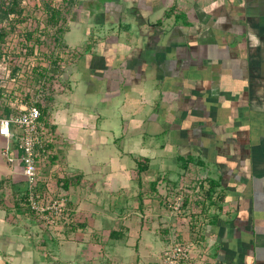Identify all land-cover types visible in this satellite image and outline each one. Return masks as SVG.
Returning <instances> with one entry per match:
<instances>
[{
	"label": "crops",
	"instance_id": "0c3cea01",
	"mask_svg": "<svg viewBox=\"0 0 264 264\" xmlns=\"http://www.w3.org/2000/svg\"><path fill=\"white\" fill-rule=\"evenodd\" d=\"M106 6L104 22L116 23L75 47L85 46L79 70L90 91L102 94L105 113L97 117L78 103L70 120L72 154L105 168H77L85 197L71 199L75 219L85 210V232L72 231L69 257L43 235L45 250L35 260L32 245L7 233L1 225L9 218L0 217V257L16 264H152L140 243L148 254L162 243L161 261L172 242L191 240L203 264H264V0ZM127 154L141 157V168L127 167ZM0 170V180L22 174L7 163ZM18 183L26 185L12 187ZM108 186L118 194L129 188L132 201L123 195L106 211L97 194ZM180 189L187 202L174 215L170 202Z\"/></svg>",
	"mask_w": 264,
	"mask_h": 264
},
{
	"label": "rangeland",
	"instance_id": "374dc122",
	"mask_svg": "<svg viewBox=\"0 0 264 264\" xmlns=\"http://www.w3.org/2000/svg\"><path fill=\"white\" fill-rule=\"evenodd\" d=\"M108 1L20 0L23 13L20 16L12 14L8 20L0 24V32L3 30L8 32L5 39L0 42V54L2 55L0 58V118L7 115L6 111L11 110V106H14L15 110L22 103L28 105L37 103L41 106L43 117L53 129L56 137L54 144L49 147V156H40L38 193L46 195L44 204L61 200V198H66L68 203L65 213L60 216L56 224L52 225L41 220L30 207L28 197L22 198V195L15 192L12 187L15 182H25L22 174L18 173L14 178L2 179L0 217H8L10 223L7 222V227L3 224L1 226L9 230L7 233H19L16 234L19 237L18 241L30 243L34 249L35 260L45 250L42 248L43 235L56 240L62 247V252L67 255L66 257L71 255L68 252L73 250L69 242L74 241L70 238L73 235L72 231L82 228L83 230L79 232H85L84 229H86L85 226L78 225L82 222L80 220L85 218V210L82 209L78 219H75V207L71 199L74 195L79 198L85 197V185H82L80 181L75 183V177L79 173L78 169L86 170L87 168L88 170L92 167L94 171L100 169L105 171L100 163L98 166L94 163L93 166V158H87L92 160L89 164L81 152L77 151V154H72V149H75L76 144L71 139L72 134L70 135L69 127L70 120L72 121L71 116L76 112L78 103L82 109L90 111L97 117L100 113L105 116L102 94H94L90 91L83 72L79 70L86 53L85 46L80 51L75 47L91 41L90 37L85 41V37H88L93 30L104 36L105 30L112 24L108 23L110 20L116 23L110 17V12L108 14L110 20L107 19L104 22L103 17L106 15ZM46 3H51L52 6L62 11L63 16L59 24L54 26L49 24L45 9ZM15 68L18 69L16 72H14ZM93 97L96 104L90 102ZM118 122L117 118L111 121L114 124ZM5 146L6 142L0 141V167L8 164L3 153ZM126 157L127 167L138 169L142 163L139 156L137 161L136 158L132 159L130 154ZM3 174L0 170V179ZM68 178H72V181L69 189H65L64 180ZM87 184L91 188L94 186H91L89 181ZM133 184L131 187L135 186L139 191L138 183L133 182ZM113 189L114 186H108L97 194L103 201L102 206L109 212L114 210V203L120 197L121 199L124 196L131 197L130 202L134 195V192L129 195V188L125 193L120 194L114 192ZM100 239L98 238L95 242L103 244L105 241ZM86 244L88 243L83 246ZM161 249L162 243H153L151 246L153 254H148L147 248L142 243L139 246L144 257L150 256L148 259L152 264H162L159 258ZM8 253H12L11 249ZM47 255L51 257L52 254L49 255L47 252ZM12 259L15 260L12 261ZM18 260L11 255L5 257L7 264H16ZM5 261L4 257H0V264H4Z\"/></svg>",
	"mask_w": 264,
	"mask_h": 264
},
{
	"label": "built area",
	"instance_id": "2783aa9c",
	"mask_svg": "<svg viewBox=\"0 0 264 264\" xmlns=\"http://www.w3.org/2000/svg\"><path fill=\"white\" fill-rule=\"evenodd\" d=\"M0 118V135L6 138L3 153L8 164L22 168V174L28 185V203L41 220L56 224L67 209V199L55 200L44 204L45 194L38 193L40 156H49V147L55 142V133L44 119L41 106L37 103L21 104L16 110ZM13 140L17 145L13 146ZM200 190L197 188L196 192ZM185 193H179L170 202L171 213L180 215L183 212ZM193 199V198H192ZM194 241L172 242L163 251L162 264H203L196 254Z\"/></svg>",
	"mask_w": 264,
	"mask_h": 264
},
{
	"label": "trees",
	"instance_id": "16d2710c",
	"mask_svg": "<svg viewBox=\"0 0 264 264\" xmlns=\"http://www.w3.org/2000/svg\"><path fill=\"white\" fill-rule=\"evenodd\" d=\"M45 9H46L47 14H48L49 24H51L53 26L59 24V21L62 19V16H63L62 11L60 9L52 6L51 3H46ZM22 11L23 10L21 8L20 0H2L0 2V24H2L5 20H8L12 14H16V15L20 16L23 13ZM7 33L8 32L6 30H3L0 32V42L5 39ZM1 56L2 55L0 54V58H1ZM17 70L18 69L15 68L14 72H16ZM6 112H7V114H9L11 112V110L7 109ZM80 179L81 178L79 176L75 177V183H78L80 181ZM2 181L3 180H0V186L3 184ZM71 181H72V178H68V179L64 180L63 185H64L65 189H69ZM14 190H15V192L21 194L22 198L28 197V185H27V183L25 186H23V183L22 184L21 183L15 184ZM185 202H187L186 199H185ZM185 202H184V205H185ZM78 225H80L81 227H84L86 224L83 222V223H80ZM118 233L119 232L117 230H112L110 233V237L112 239H117Z\"/></svg>",
	"mask_w": 264,
	"mask_h": 264
}]
</instances>
